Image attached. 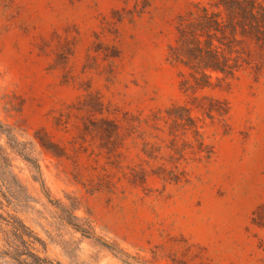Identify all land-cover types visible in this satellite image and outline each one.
I'll use <instances>...</instances> for the list:
<instances>
[{"label": "rangeland", "instance_id": "374dc122", "mask_svg": "<svg viewBox=\"0 0 264 264\" xmlns=\"http://www.w3.org/2000/svg\"><path fill=\"white\" fill-rule=\"evenodd\" d=\"M195 1L0 0V213L46 264H264V78L205 91L230 106L208 159L157 119L185 100L167 53Z\"/></svg>", "mask_w": 264, "mask_h": 264}, {"label": "trees", "instance_id": "16d2710c", "mask_svg": "<svg viewBox=\"0 0 264 264\" xmlns=\"http://www.w3.org/2000/svg\"><path fill=\"white\" fill-rule=\"evenodd\" d=\"M167 60L179 67V88L185 100L173 102L165 109V115L157 116V119H163L168 124L169 134L173 136L170 148L175 153L184 156V151L189 149L194 158L208 159L213 154V145L206 143L200 127L207 118L228 114L230 106L227 99L205 91L222 87L238 78L240 72L248 73L255 80L264 78V0L193 2L176 17L175 38L169 45ZM104 122L110 124V132L119 137L118 123ZM156 123L154 127L158 129ZM3 130L0 125V131ZM187 131L191 132L192 137L184 139V147L179 149L177 137L180 132ZM40 140L46 149L53 148ZM18 150L40 172V165L26 157L22 149ZM152 151L145 149L149 155H152ZM0 164H6V157L1 152ZM172 173L174 170H171ZM261 207L253 217L258 224L257 215ZM0 222V256L11 258L19 264L49 262L35 251V244L40 239L23 219L18 216L5 218L0 213Z\"/></svg>", "mask_w": 264, "mask_h": 264}]
</instances>
